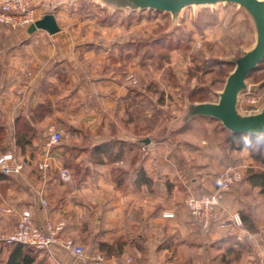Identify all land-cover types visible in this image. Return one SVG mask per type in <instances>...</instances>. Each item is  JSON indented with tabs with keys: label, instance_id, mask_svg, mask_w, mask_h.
I'll list each match as a JSON object with an SVG mask.
<instances>
[{
	"label": "crops",
	"instance_id": "1",
	"mask_svg": "<svg viewBox=\"0 0 264 264\" xmlns=\"http://www.w3.org/2000/svg\"><path fill=\"white\" fill-rule=\"evenodd\" d=\"M1 27L5 26H0V66L4 71L0 78L6 77L8 84L1 85L0 101H6L2 98L7 87L22 84L27 69L47 63L46 71L37 77L40 80L23 78L24 87H28L25 92L29 95L39 87L41 94L53 98L52 79L57 77V111L64 107V111H71L69 118H81L89 135L105 136L52 149L41 144L35 159L25 158L20 173L1 176L0 228L14 229L23 209L30 211L32 222L38 226L47 219L63 218L64 235L83 245L88 256L79 259L58 249L55 257L61 264H94L91 256L102 252V243L111 246L102 253L107 264H255L257 249L264 256V219L245 199V192L233 188L226 192L214 220L205 228L178 205L185 194L212 191L215 179L210 172L221 169L232 156L247 161L245 146L228 148L226 155L218 145L196 150L192 142L194 154L188 157L183 147L178 148L184 158L175 165L172 159L178 150L145 138L138 128L118 125V120L122 123L134 117L128 100L133 95L139 97V92L121 80L120 74L96 71L102 52L96 53L90 46L77 48L60 29L49 34L40 29L29 33L26 28L11 32ZM81 54L94 64L83 73L78 63ZM88 101L93 104L81 105ZM9 113L13 120L20 117L13 110ZM108 114L113 117L110 121L106 119ZM70 127L75 134L81 131L78 125ZM210 155L213 159L208 162L205 159ZM46 158L49 168L37 167ZM60 168L68 170L67 180H58ZM40 198L47 201V206L40 203ZM164 211L174 212L175 217H163ZM233 212L248 214L252 229L244 223L237 226L221 222ZM11 247L0 243L2 264ZM30 254L33 259L29 264H52L43 251L35 249Z\"/></svg>",
	"mask_w": 264,
	"mask_h": 264
},
{
	"label": "rangeland",
	"instance_id": "2",
	"mask_svg": "<svg viewBox=\"0 0 264 264\" xmlns=\"http://www.w3.org/2000/svg\"><path fill=\"white\" fill-rule=\"evenodd\" d=\"M35 4L41 15L46 12L54 14L65 39L77 48L90 46L96 53L102 52L101 60L96 61L98 73L120 74L121 80L124 79L134 92L138 90L139 97L135 99L133 95L134 97L128 100L129 110L134 117H130L129 121L123 120L122 123L118 120L119 126L128 124L133 129L138 128L139 132L144 133L145 138L165 142L171 149L178 150L183 147L182 151L186 150L185 154L188 157L195 152L190 147L192 142L191 145H194L196 150H200V147L204 149L205 146L218 145L223 153L228 154L229 144L227 145L225 137L229 131L223 129L219 121L197 117L187 121L185 115L191 104L214 102L218 99V92L234 68L233 60L254 44L253 21L242 7L233 3L190 5L182 8L178 14L172 15L165 11L132 9L109 0H35ZM1 28L11 32L25 29ZM78 63L82 73L94 65L93 60L84 57L83 54L80 59L78 58ZM48 65L36 64L32 70L25 71L24 77L31 82L34 78L37 80ZM1 68L2 66L0 73L4 74ZM23 78L20 86H12L10 89L7 87L5 94H2V100L6 97V101H0V155L11 153L15 161H25L26 157L33 160L36 158V151H41L39 150L41 144L52 149L75 142L84 144L89 140H95L96 137L98 139L105 136L89 135L88 127L81 122V118H69L67 115L71 114V111H64V107L63 110L57 111V77L54 76L52 79L55 81L52 88L53 98L45 93L41 94L37 89L39 87L33 88L28 95L26 93L28 87H24ZM7 80L6 77L0 78V93L4 88L1 85L6 86ZM246 83L247 89L238 96L237 109L240 113L256 112L264 107V61L250 72ZM82 90L81 99L84 100L85 93L84 89ZM14 103L16 106L13 108ZM39 103H43L41 104L43 106L39 107ZM92 104L93 102L89 101L81 103L87 106ZM68 109L70 110L69 106ZM9 110L16 114L20 113L22 118L21 123H17L18 127L22 125L24 114L34 113L35 117L31 118L32 128L27 131L30 143L24 148L16 145L15 119L10 116ZM42 113L44 116L40 118L39 115ZM106 116L107 121L113 119L110 114ZM70 124L80 126V133H73ZM51 129H57L61 133L57 143L50 141ZM245 151L248 153L247 161L245 157L237 158L235 155L227 160L221 169L215 173L210 172L211 177L215 179L213 190L220 171L227 165L237 166L241 171L240 179L228 187L224 196L232 188L245 192V199L252 202L259 217L264 219V192L246 180L249 171H264V163L252 157L251 148L246 147ZM24 152L28 153L24 155ZM174 153L172 160L177 165L183 154L179 150ZM211 157L210 155L205 160L210 162L213 159ZM58 177L60 181L69 178V176L61 178L59 175ZM203 194L205 193L185 194L178 205L189 213L184 203L186 197ZM223 200L224 197L216 205L209 224L214 220L216 209L222 205ZM165 212L167 211H164L162 216L167 218ZM233 213L228 214L221 222L235 224L233 221H227ZM190 216L192 217L191 214ZM193 220L196 221L194 218ZM14 229L7 231L0 228V235ZM255 253V264H264V256L260 255L258 249Z\"/></svg>",
	"mask_w": 264,
	"mask_h": 264
},
{
	"label": "built area",
	"instance_id": "3",
	"mask_svg": "<svg viewBox=\"0 0 264 264\" xmlns=\"http://www.w3.org/2000/svg\"><path fill=\"white\" fill-rule=\"evenodd\" d=\"M41 17L36 7L35 0H0V26L12 29L27 28L35 20ZM61 133L57 129L50 130L51 143H57ZM11 153L0 155V172L5 175L18 174L23 169L25 161H15ZM41 169L49 168V162L45 159L38 163ZM68 170L60 168L59 176L68 178ZM241 176V171L237 166L227 165L217 176L215 189L203 195L186 197L184 203L189 213L202 226L207 227L211 220L213 211L224 197L228 187L236 183ZM40 203L47 206V201L40 198ZM8 211V210H6ZM167 217L175 216L172 211L164 213ZM233 221L237 226L242 225L239 213H233L227 220ZM65 221L59 217L57 219H47L42 226L32 222L29 210L20 211L19 219L14 230L1 234L0 241L6 244L20 242L46 253L52 259V264H61L55 257L56 250H63L79 259L86 258L88 252L83 245L74 238L64 235ZM94 264H107L102 252L97 251L91 256Z\"/></svg>",
	"mask_w": 264,
	"mask_h": 264
},
{
	"label": "water",
	"instance_id": "4",
	"mask_svg": "<svg viewBox=\"0 0 264 264\" xmlns=\"http://www.w3.org/2000/svg\"><path fill=\"white\" fill-rule=\"evenodd\" d=\"M117 5L128 6L132 9H149L165 11L172 15L185 6L214 5L216 3H233L242 7L253 21L255 42L239 57L233 60L234 68L228 74L218 99L214 102L203 101L189 105L185 119L195 117L211 118L219 121L230 133L264 135V107L252 113H240L237 109L240 92L247 89L246 78L251 71L264 61V0H109ZM40 29L53 34L60 27L52 12H46L27 27L32 33ZM148 142V139H145Z\"/></svg>",
	"mask_w": 264,
	"mask_h": 264
},
{
	"label": "trees",
	"instance_id": "5",
	"mask_svg": "<svg viewBox=\"0 0 264 264\" xmlns=\"http://www.w3.org/2000/svg\"><path fill=\"white\" fill-rule=\"evenodd\" d=\"M43 103H39V107H42L41 105ZM33 112V110L31 109ZM28 114L27 117L24 116V120L22 122L21 127H18L17 123H21V116L15 119V128L16 132H14V135L16 137V145L20 146V148H24L27 146L30 142L29 139H27V131L31 129V118L35 117L34 113ZM44 113L42 115H39V117H43ZM21 128L23 130H21ZM26 129V130H25ZM27 139V140H26ZM244 140H248L251 142L253 151L251 152V155L254 159L260 160L262 163H264V154H262V151H264V135H248V134H234L227 132V135L225 137V141L227 142L228 147L227 148H236L240 149L242 148L244 144ZM120 142V141H117ZM101 148H104L102 146ZM1 176H7L5 174L0 173ZM246 180L252 185V186H258L262 192H264V171H249L246 174ZM242 221L244 223V226H246L249 229H252V220L249 218L248 214L240 213ZM2 243V242H0ZM8 246H12L9 252V256L4 264H29L32 261V256L30 254L31 251L35 250L33 247L20 243H10L6 244ZM106 249H111L110 244L102 243L100 245V250L103 254H106ZM0 264L2 262L0 261Z\"/></svg>",
	"mask_w": 264,
	"mask_h": 264
},
{
	"label": "clouds",
	"instance_id": "6",
	"mask_svg": "<svg viewBox=\"0 0 264 264\" xmlns=\"http://www.w3.org/2000/svg\"><path fill=\"white\" fill-rule=\"evenodd\" d=\"M243 142H244V144H245L246 147H252V144H251L250 141L244 140Z\"/></svg>",
	"mask_w": 264,
	"mask_h": 264
}]
</instances>
